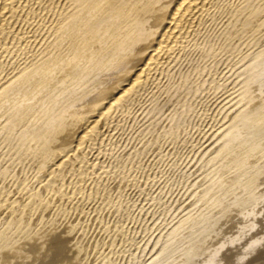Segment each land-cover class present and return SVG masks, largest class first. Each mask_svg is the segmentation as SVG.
Listing matches in <instances>:
<instances>
[{"label": "rangeland", "instance_id": "obj_1", "mask_svg": "<svg viewBox=\"0 0 264 264\" xmlns=\"http://www.w3.org/2000/svg\"><path fill=\"white\" fill-rule=\"evenodd\" d=\"M227 1L231 3L232 7L226 8L224 11H221L222 13H215V17L214 15L211 16L199 26L198 30L200 33L198 32L199 34L197 33L196 37L190 39L188 43L185 44V49H183V51L179 53V55H177L178 58H176L175 60L177 64L173 62L169 67H166L165 69L159 71L156 74L155 79L152 80L153 84H151L150 82L152 86L150 84V86L147 85L149 87L146 86L143 89L144 92L140 91L141 93H143L142 95L140 93L137 96V101L136 99H134L135 101L133 100V103H130L131 107L128 106V109L122 112V115L120 114L122 117L120 115L117 116V119L119 121L116 119V117L112 119L113 121L110 120L109 126L111 127L108 128L106 134L102 138H99V142L98 140L96 141L95 145L97 147L93 145L95 146H91V150L93 152L91 150H89L90 152L88 151L91 156H93V154L101 153L100 158L98 159L99 161H95L96 164H98L99 162L100 165H95L96 168L94 170L92 168H88V171L91 170L93 172L92 174L91 171H89V175L83 174L84 176H86L85 179L87 177L89 179V176L91 174L90 179H92L86 180L87 182L90 181L89 183H86L85 181L84 184H76V186H72L68 189V191H71H69V193L74 194L76 197L74 204L72 206L71 204H66L65 207H62V209H57L54 207V209H50V212L48 213L49 215L47 214L46 218L44 219L51 221H48L49 223L46 221L48 224L52 223L56 225L55 223L57 222L56 226L62 230V226H64L65 230L67 229V226L70 227H68L69 230L67 231L73 234L70 237V239H72L71 244L74 245V242L77 243V245H74V248L77 250V253L79 255L81 254L79 260H82L80 261V264H166L167 261L171 258L172 253L181 243L182 239L191 230L192 226L201 218L205 210L215 201L217 195L226 187V185L230 182V179L238 172L245 161L249 158L248 156H250L256 150L255 145L258 144L257 146H259L260 142L264 139V128H262L263 126L261 127V125H258L257 127L256 124L251 120L250 125H247V123H245L244 121V114L243 116L241 115L243 118L239 117L244 108H248V111L251 109V107L254 108L258 101H260L261 106L262 104L264 105V101H262L261 99L263 98L264 100V26L262 27V24H258L264 22V1ZM240 7L244 8L243 13L242 15H240L241 17L237 18L238 16L236 17L234 15L235 8L237 10V8L239 9ZM251 9H255L253 12L257 13V17L259 19L257 17L255 18L256 20L249 19L250 12H252ZM230 16L231 18H229L228 21V17ZM247 19H249V21ZM261 20L262 22H259ZM229 22L231 23V25ZM257 24L261 26L259 27ZM1 71L2 70H0V73ZM91 78L93 77H90V79ZM99 78L100 80L102 79L101 77H96L91 81H93L94 83V80L96 79L98 81ZM15 84L14 86H12L13 88H11L13 90L16 88L15 90H18L20 93L18 94V92L16 93L15 90L13 91L12 89H10L9 92L14 93L10 94L8 92L9 94H7L5 98L7 100L5 101V99H3V101L1 100L2 102L0 101L1 104L4 105V108L6 107L7 103L10 104L11 101L14 102L15 100L19 103H17V108L19 107V105L20 107L22 106L24 109H26L28 105L32 104V107L34 105L36 106L40 104L39 106H36V109L30 110L34 114L35 112L37 114L40 109L42 111L44 106H47L48 104L47 103L46 105H43L42 103L44 99H39L43 98L41 96L44 95V97L46 98L45 102H50L53 99L57 102L54 104L53 102L55 101H51L54 104L52 105L53 110L57 112L62 108L61 106L64 105V102L60 104L61 100H63V98H68V96L70 95L68 92H66L65 95L61 96L60 90L53 91L54 93L56 92V95L59 92V94L55 96V94H53V92H51L50 90L53 88L52 86H50L53 84V82L52 84L47 83L46 86H44V91H46L47 93L43 91L44 87L41 89L39 94L40 97L37 96V92L34 93V88L32 89L27 87L29 85L27 84V82L26 84H20L19 82H16ZM24 85H27L24 88V90L26 89V96H24L23 94L24 90H21V87L23 88ZM89 85H91V82ZM47 87H49V91L46 90ZM27 90L28 92L26 93ZM30 90L32 91L31 94L33 96L35 95L34 97L32 96L34 99L30 96ZM48 92L50 97L45 95L48 94ZM258 92L262 93V96ZM256 94H258V98ZM15 95L16 97H18L17 99H15ZM52 95L54 97H52ZM252 95L254 96L252 97ZM9 96H12V100L9 98ZM21 96L24 100L27 97V100H32L33 103H30V101H27V103H25L26 100L24 101ZM55 97L57 100L61 99L60 102L59 100L57 101ZM253 98L254 100H257L255 101V103ZM8 99L11 101H9ZM39 100H43L42 103L41 101L40 103H38ZM66 100L68 99H64L63 101ZM3 102H6V104ZM16 102H14L15 105L12 104L13 107L16 106ZM21 102L23 103V105L20 104ZM51 102L49 104H51ZM260 103H257L256 106H260ZM1 104L0 107H3V105ZM12 105L10 106L7 104V108L9 107L11 110V108H13ZM41 105H43L42 108ZM55 106L60 108H55ZM20 107L18 109L14 107L12 109V112L8 110L10 113L7 111V108H0V137H2L0 139V163L5 161V163L3 162L5 165L2 163L3 166H1L2 164H0L1 199H4L3 197L7 195L5 194L6 192L8 193L10 198H15V195H17L16 193H18L19 190L23 189L24 187H27V185V188L29 190H31L33 186L34 189L32 188L31 192H33L34 190H38L40 187L38 186L37 181H35L34 179V176L37 172L35 164L36 162L32 159L27 160L26 155L25 157H22L24 155V151L21 146L24 147V143L27 138L34 134V131L38 130L37 125L39 124V122L47 123L49 117L44 118L45 120L42 119V121L39 120V122L31 124L32 122L30 121H33L32 117L30 116L31 113L29 114L30 117H27L28 114L22 117L21 113H24L25 111L22 107ZM255 108L256 110L259 109L257 107ZM255 108L253 109L254 112H256ZM14 109H17L15 111L19 112H14ZM262 110L264 109L262 108ZM253 111H248L246 114H249L250 117H253L255 115ZM126 112H128V114ZM123 113L126 114L124 115ZM31 115L33 116V114ZM55 116L56 118H51L52 121H55V119L59 121L60 117L56 114ZM21 117L23 118V120L27 118L26 120H28L29 124L27 121V123L23 120L19 121ZM28 118H31V120L29 121ZM39 119H41V116H39ZM8 120H10V122ZM111 121L113 125L111 124ZM13 122L19 124V126L17 125V128H20L21 131L20 129L18 130L23 133L18 132V130L16 129V125ZM22 122H24V126L26 124L29 125V127L27 128L28 130H25L28 125L24 127L22 125ZM55 122L57 123V121ZM6 123H8L9 125L13 124L12 126H10L11 129H13V127L15 128L11 133V135L13 134L11 137L13 138V140H15V142L13 140H8L9 138H11L10 136H7L11 132V129L9 130V125L7 124V126ZM44 123H41L38 126H41V128L45 127L42 125ZM234 126H237V131L232 128ZM259 126L261 127L260 129ZM15 130L17 131L15 132ZM4 131H6V134L8 133V131L9 133L7 135H4ZM26 131L27 133H25ZM170 131L172 133H170ZM13 132H15L16 134ZM17 132L18 134H20L18 135ZM150 133L152 134L149 135ZM14 134L18 136L17 138L21 137L20 135L23 134L22 137L24 136L26 139L23 137L24 139L22 140L21 137V140L18 139L20 140L18 141L16 140L17 138H15L16 136ZM5 138H7L8 142L6 140L4 142ZM247 138H249V141L247 140ZM102 139H105V141H102ZM9 141H13L12 144H9L10 146L8 145ZM16 142L19 144H17ZM13 145H15V147H13ZM124 147L127 149H125ZM10 148L14 149V151ZM15 148L16 150L18 149L17 152ZM135 151H138V154ZM19 152L21 153V155L18 154L20 160H18L19 158L17 159V153ZM248 152H251V154H248ZM11 153H16V157H14L15 154H12L13 156H10ZM8 156H10L11 158ZM3 157L6 158L3 160ZM13 157L21 163L15 162L16 160H14ZM123 157L127 162L123 160ZM8 159L11 160L10 163H15L10 164ZM117 160L118 162H116ZM129 160L131 161L128 162ZM16 163H19V165H16ZM30 163H34L35 165ZM9 164L11 166L16 165L15 168L18 169V172L20 170V172H15L16 169L13 166L12 167L14 169H12ZM101 164L102 167L104 165L105 167H100ZM7 165L10 166V170ZM30 165H34V169H32V166ZM17 166H19V168H17ZM3 168H5L4 170L7 169V176H4L5 178L2 177V173L5 172L2 170ZM28 168L30 169L29 172ZM97 168L101 171H98ZM23 170L26 171L23 172ZM109 171L112 172L109 173ZM30 172L31 174H29ZM94 172L96 174L99 173L97 174L98 176ZM25 174H28L26 175L28 179L26 178ZM19 176L20 178H18ZM104 176L106 177L104 178ZM121 176L123 178L126 176L124 178L126 181L122 179ZM99 177H102V179L99 180ZM11 178H14L15 180L11 181ZM24 178L27 179V182ZM22 179L24 184L21 183ZM29 180L31 181V183H29ZM16 181L18 182L17 185ZM19 181H21V187L19 185ZM97 181H100V184ZM113 181H115V185ZM117 184L120 186L118 187ZM89 185L90 187H88ZM18 186L20 189H18ZM111 186L113 188H110ZM2 187L4 190H2ZM77 187L79 188V190L77 189ZM107 188L110 189L108 190ZM10 190H17V192L14 191L12 192V194ZM2 191L5 193H3ZM104 191L106 193H104ZM95 193L96 195H93ZM103 194L105 195L103 196ZM110 195L113 197H111ZM78 196H81L82 199ZM88 196H91V198H94L96 196L94 198L95 203L92 199L89 200L90 198H88ZM108 199L110 201H105ZM85 200L86 203H88L87 201H90L89 204L91 205L83 202ZM116 201L117 204L115 203ZM99 204H101L102 206H99ZM107 204L108 207L106 206ZM115 205L116 208L114 209ZM112 207L114 210L110 209ZM68 209L72 212L69 213ZM104 209L107 210L104 211ZM5 211L6 210L4 209V211L2 212V210L0 209V221L4 219V222H0V235L1 232L2 234L5 232V229L7 230L10 228L8 231H12L13 229L12 233L15 237L13 236L11 238L12 240H8V243H12L14 239H17L14 233L17 234V232L15 231L17 229L16 227L19 224H17V221L11 218L10 215H8V212ZM53 212H55V214ZM53 214L55 215V217L53 216ZM81 214L84 216H82ZM2 215L6 217H3ZM35 217L36 218L33 219V222L31 220V222L34 223V227L29 221V217H25L26 223L23 221L24 217L22 218L23 224L25 223L24 225L27 226V229L28 227L31 230L32 228L35 229V224L38 223L39 220H42V218H40L41 215ZM79 218L80 220H78ZM52 220L55 223L52 222ZM75 222H77L78 224ZM79 222L81 224H79ZM74 224H77L76 226L78 227H73ZM31 225L32 228L30 227ZM75 232L77 233L75 234ZM90 233L92 234L90 235ZM73 239H76V241L78 239L79 243L74 241ZM78 247H80L79 250L81 251H78ZM90 256L92 259L90 258Z\"/></svg>", "mask_w": 264, "mask_h": 264}, {"label": "bare ground", "instance_id": "obj_2", "mask_svg": "<svg viewBox=\"0 0 264 264\" xmlns=\"http://www.w3.org/2000/svg\"><path fill=\"white\" fill-rule=\"evenodd\" d=\"M243 2H245V1H243ZM232 3H234V2H232ZM228 7L230 8V7H232V5L227 0L226 1L225 0H0V70H2L0 73V101L1 100L3 101V99L6 98L7 94L14 93V92L11 93L9 91H10V89L13 88L12 86H14V84L16 82H19L20 84L21 83L26 84V82H27V84H29V85L28 86L24 85L23 88L21 87V90L22 89L24 90L25 86L32 88V89L34 88L33 89L34 93H36V92L38 93L37 96H39L41 89L44 86H46L47 83L52 84V82H53V84L50 85L53 87L52 89H50L51 92L61 90L60 91L61 96L65 95L66 92H68L70 94L69 96L66 95V96H68V98H63V100L68 99L66 101L58 99L59 102L61 100L60 104L62 102H64V105L62 104L63 105V106H61L62 108L59 109V111H57V112H55L52 108V105H54L57 102L54 99H53L55 101V102H53L54 104L51 102V101H53L51 99H50L51 104H49L50 102H45L46 98L44 97V95L41 96L43 98H39V99H44V101L42 100L43 103L41 100H39L38 103H40V101H41V103L43 105L44 104L46 105L47 103L48 104H47V106H44L42 111L39 107L40 111L39 110L38 111L40 113L37 111L38 113L36 114V112H35V114H34L32 111H30V110L36 109L37 108L36 106H39L40 104L36 105V106L33 104L34 106H32V107H34V108L31 107L32 104L28 105L26 109H24L21 106L25 111L24 113H21L22 117L26 116L27 114H28L27 115V117H28L30 113L33 114V116L30 114L33 121H30L31 118L30 119L28 118L29 121L32 122L31 124H33L35 122H39V120L42 121V119H44L46 117H49L50 119L48 118L49 121L47 120V123L39 122V124L44 123L42 125L45 127L41 128V126H38L39 125L38 124L37 125L38 130L34 131V134H32L30 137L27 138V140L24 143V147L21 146L23 151H24V153H23L24 155L22 157H25V155H26L27 160L32 159V160H35V162H36L35 164H36V171L37 172H36V175L34 176L35 177L34 179H35V181H37L38 186H40L39 189L31 192L33 186H32V188L30 187L31 190H29L27 188L28 187V185H27V187H24L23 189L19 190L18 193H16L17 195H15L16 196L15 198H10V196L8 195L7 192L5 193L2 191L3 193H5L7 195H5L3 197L4 199L0 198L1 199L0 200V209L2 210V212L5 209L8 212V215H10L11 218H13L15 221H17V224H19V225L16 227L17 229L15 231V232H17V234L14 233L16 235L17 239H14V241H12V243H8L9 242L8 240L14 236L12 233L13 229H12V231H8L10 228L7 230L5 229V232L3 234L1 232V235H0V250H1L0 251V264H80V261L82 260V259L79 260L81 254L79 255L77 253V250L74 248L75 247L74 245L75 244L77 245V243L74 242V241H76V239L75 240L73 239L74 245L71 244L72 239H70V237L73 234H71L69 231H67V230H69L68 229L69 226H67L68 222L66 224V226H67L66 230L64 229V226H62L63 230H64L63 231L62 229H60L56 226L57 222L55 223L54 219H53L54 221L52 220V222H54L56 225H54L52 223L48 224L51 221L44 220V219L46 218L47 214L50 212V209H54V207L57 209H62V207H65L66 204H71V206L74 204L76 197L74 194L69 193L70 190L68 191V189L71 188L72 186L73 187L76 186V184L77 185L80 183L84 184V182L88 179V177L85 179L86 176H84L83 174H88L89 171H91V170L88 171V168H92L94 170L96 168L95 165L99 164V162H98V164H96L95 161H97L100 158L101 153L100 154H93V156H91V154H89V152H90L89 150H91V146L95 145L97 140L99 142V138H102L106 134V131L108 130V128L111 127V126H109L110 120L114 119L115 117L117 119L118 115H120V114L122 115V112H124L126 109H128V106H130V103L134 99H136L137 96L141 93L140 91H143V89L147 85H149L150 82H151V84H153L152 80L155 79L156 74L159 71L165 69L166 67H169L170 65H172L173 62H175L176 58H178L177 55H179V53H181L183 51V49H185L184 48L185 44L188 43V41L190 39H192L193 37H196L197 33L199 32V30H198L199 26L203 22H205V20H207L208 18L213 16L215 13L217 14L218 12L224 11ZM243 9H244L243 7L242 8L240 7L239 9L237 8V10L235 8V12L233 11L234 15L236 17L238 16L237 18L241 17L240 15H242ZM248 10H250V9H248ZM254 10H252V12H250L249 19L256 20L255 18L257 17V13H254L253 12ZM245 11H246V8H245ZM234 15H232V16H234ZM244 15H246V14H244ZM214 17H215V15H214ZM229 18H231V16L228 17V21H229ZM249 19H247V20L249 21ZM259 22H262V20ZM263 23H258V24H262V27H263L264 26ZM230 25H231V23H230ZM192 44H194V43H192ZM175 64H177V63L175 62ZM90 77H93V78L90 79ZM96 77L97 78L101 77L102 79L100 80V78H99L98 81L95 79L96 82L94 80V83H93V81H91V80L96 78ZM90 82H91V85H89ZM149 86H147V87H149ZM15 87H16V84H15ZM44 89H45V87L43 88V91H44ZM48 89H49V87L46 88L47 91H49ZM25 90L23 92L24 96H26ZM28 90L26 91V93L28 92ZM15 91H16V93L18 92V94L20 93L18 90H15ZM44 92H46V91H44ZM31 93H32V91L30 92V94ZM142 93H141V95H142ZM258 93L260 95L262 94L260 92H258ZM18 94H17V96H18ZM53 94H55V96H57L59 94V92L57 95H56V92L55 93L53 92ZM144 94H146V93H144ZM45 95L50 97L49 92H48V94H45ZM256 95L258 98L259 97L258 94H256ZM30 96L32 97L33 95L31 94ZM30 96H29V98H30ZM253 96L254 95H252V97ZM15 97H16V95H15ZM52 97H54V96L52 95ZM9 98L12 100V96H9ZM17 98L18 97H16L15 99H17ZM21 98H22V96H21ZM55 99H56V97H55ZM261 99H262V101H264L263 98H261ZM6 100L7 99H5V101ZM11 100H9V101H11ZM25 100H26L25 103H27V101H30V100H27V97ZM253 100H254V98H253ZM253 100H251V101H253ZM20 101H22V100H20ZM136 101H137V99H136ZM255 101H257V100H254V103H255ZM1 102H0V104H1ZM11 102H10V104L9 103H7V104L11 106L12 104H14V102H16V100L12 103ZM31 102H32V100L30 101V103ZM35 102H37V101H35ZM3 103L6 104V102H3ZM17 103L18 102H16V106H14L16 108H17V105L19 104V103L18 104ZM257 103H260V101H258ZM257 103H256V105H257ZM7 104H6L5 108H7ZM20 104L23 105L22 102ZM60 104H59V106H60ZM1 105H3V104H1ZM43 105H41V108ZM256 105L255 106L253 105L254 108L255 107L259 108L261 106V103H260V106L259 105L256 106ZM57 106H55V108ZM262 106L258 110H256V108H255L256 112L253 111V109H254L253 107H251V109L248 110L249 112L253 111L255 113L254 116L252 115L253 117H250L249 114L248 115L246 114L248 112L247 111L248 108H246V109L244 108L242 110L241 114L239 115V117H242L244 114V117H245L244 121H245V123H247V125H250V120H251L253 123L256 124L257 127H258V125H261V127L263 126L262 128H264V110H262V108L264 109V105L262 104ZM12 107H13V105H12ZM19 107H20V105H19ZM30 107H31V109H30ZM130 107H129V109H130ZM0 108L3 109L4 105H3V107H0ZM13 108H11V110H10V108L8 107L7 111L10 110L12 112ZM57 108H60V107H57ZM17 109H14L13 111L18 113L19 111H15ZM0 111H1V109H0ZM54 113L60 117L59 121L55 119V121H57V123L55 121H52V119H51V118H56ZM126 113L128 114V112H126ZM11 116H13V115H11ZM39 116H41V119H39ZM8 118H6V119H8ZM14 118H16V117H14ZM242 118H240V119H242ZM20 119H19V121L23 120V118L21 120ZM26 119L23 121L28 122V120H26ZM8 121L10 122V120H8ZM8 121H6V122H8ZM112 121H111V124H112ZM244 121H242V122H244ZM53 122H55V123H53ZM248 122H249V124H248ZM13 123H15V122H13ZM23 123L24 122H22V125L24 126ZM7 124L8 123H6V125ZM28 124H29V122H28ZM28 124H26L25 126H27ZM36 124H35V126H36ZM116 124H117V122H116ZM12 125L13 124L9 125V127H8L9 130L11 129L10 126H12ZM15 125H16L17 130L20 129V128H17L19 126V124L15 123ZM4 126H2V127H4ZM20 126H21V124H20ZM28 127H29V125L26 127L25 130H28L27 129ZM234 127H232V128L234 130H236L237 126L235 128ZM261 127L259 126V129ZM33 128H36V127H33ZM33 128H32V130H33ZM13 129H15V128L13 127ZM13 129H11L10 133L8 131V133H9V134L7 133L8 135L6 134V131H4L5 132L4 135L11 137L13 135V134L11 135L12 131H14ZM17 130H15V132ZM20 131H21V129H20ZM20 131L18 130V132H20ZM22 131H23V129H22ZM15 132H13V133H15ZM18 132H17V134H18ZM115 132H117V131H115ZM20 133H23V132H20ZM25 133H27V131ZM170 133H172V132L170 131ZM151 134L152 133H150L149 135H151ZM22 135H20V136L22 137ZM17 137L18 136H16L15 138H17ZM21 137L17 138L16 140L20 139ZM23 137L21 138L22 140L25 138V137L24 138ZM1 138L2 137H0V139ZM11 138H9L8 140H13V138L12 139ZM105 139H102V141L103 140L105 141ZM248 139L249 138H247V140ZM5 140L8 142L7 138L4 139V142H5ZM20 140H18V141H20ZM13 141L15 142V140H13ZM13 141H9L8 145L10 143L12 144ZM259 142H260V140H259ZM17 144H19V143H17ZM257 145H255V148L258 147ZM95 146H93V147H95ZM13 147H15V145H13ZM10 149H12V148H10ZM18 149L16 150V148H15L16 152L18 151ZM125 149H127V148H125ZM12 150L14 151V149H12ZM117 150H118V148H117ZM117 150H116V152H117ZM120 152H122V151H120ZM7 153H8V151H7ZM106 153H107V151H106ZM134 153H132V154H134ZM12 154H15L14 157H16V153H11L10 156H13ZM18 154L21 155L20 152L17 153V155ZM248 154H251V152L250 153L248 152ZM10 156H8V157H10ZM115 156H117V155H115ZM129 157H130V155H129ZM129 157H127V158H129ZM5 158L3 157V160ZM18 158H19V155H18L17 159ZM14 160H16V159L14 158ZM18 160H20V158ZM123 160H125L124 157H123ZM130 161L131 160H129L128 162H130ZM3 162L5 163V161H3ZM10 162H11V160H9V163ZM15 162H19V161L16 160ZM32 162H34V161H32ZM101 162H103V161H101ZM116 162H118V160ZM2 163H0V164H2ZM12 163H10V164H12ZM19 163H21V162H19ZM19 163H16V165L17 164L19 165ZM28 163H29V161H28ZM3 164L1 166H3ZM30 164H34V163H30ZM102 164L100 167H102ZM119 164H117V165H119ZM9 165H7V166L9 167V170H10L11 165L10 166ZM21 165H24V164H21ZM132 165H133V163H132ZM12 166H11V168L14 169L15 166H13L14 168ZM30 166H32V165H30ZM30 166H29V168H30ZM33 166L31 167L32 169H34ZM23 167H25V166H23ZM103 167H105V165ZM5 168L2 169L3 171H5L2 173V177L7 176V173H6L7 169L4 170ZM17 168H19V166H17ZM134 169H131V170H134ZM17 170L18 169H16L15 172ZM97 170H98V168H97ZM24 171H26V170H23V172ZM29 171H30V169L28 170V172ZM98 171H101V170H98ZM19 172H20V170H19ZM110 172H112V171H109V173ZM117 172H118V170H117ZM92 173L93 172L91 171V174ZM29 174H31V172ZM91 174H90V176H91ZM97 174H99V173H97ZM26 175H28V174H25V176ZM0 176H1V174H0ZM20 176L18 178H20ZM25 176H23V177H25ZM90 176H89V179H90ZM12 177H14V176H12ZM94 177H95V175H94ZM105 177L106 176H104V178ZM116 177H119V176H116ZM26 178L28 179L27 176H26ZM26 178H24V179L27 182ZM124 178L122 177V179H124ZM15 179H16V177H15ZM15 179L11 178V181L15 180ZM101 179H102V177L99 180H101ZM3 181H4V179H3ZM21 181H19V185L21 183H23V179ZM125 181H124V183H125ZM1 182H2V180H1ZM89 182L90 181H88V182L86 181V183H89ZM94 182H95V180H94ZM113 182L115 185V181H113ZM29 183H31V181ZM35 183H34V185H35ZM17 184H18V182L16 183V185ZM4 185H5V183H4ZM21 185H20V187H21ZM117 186L119 187L120 185L117 184ZM117 186H115V187H117ZM126 186H128V185H126ZM8 187H10V186H8ZM88 187H90V185ZM110 188H113V187L111 186ZM18 189H20L19 186H18ZM77 189L79 190L78 187H77ZM122 189H124V188H122ZM2 190H4L3 187H2ZM85 190H86V188H85ZM101 190H103V189H101ZM14 191L17 192V190H14ZM14 191H11V193ZM104 193H106V192L104 191ZM113 193H114V191H113ZM93 195H96V193ZM104 195L105 194H103V196ZM111 197H113V196H111ZM79 198H81V196ZM88 198H90L89 200L92 199L94 202V198H91V196H88ZM105 199H107V198H105ZM86 200L83 202L86 203ZM105 201H110V200L108 199ZM79 202H80V200H79ZM87 202L88 203H86V204L90 203V201H87ZM98 203H100V202H98ZM101 203H103V202H101ZM115 203L117 204V201ZM89 205H91V204H89ZM113 205H114V202H113ZM121 205H119V206H121ZM99 206H102V205L99 204ZM106 206L108 207V204ZM119 206H118V209H119ZM94 207H96V206H94ZM115 208H116V205H115L114 209ZM72 209H74V208H72ZM110 209H113V207ZM77 210H76V213H77ZM105 210H107V209H104V211ZM68 212L70 213L72 211H69V209H68ZM53 213L55 214V212H53ZM64 213H66V212H64ZM0 214H1V212H0ZM54 214H53V216L55 217ZM103 214H104V212H103ZM38 215L39 216L41 215L40 218H42V220H39L40 223L39 222L36 223V221H35V223H36L35 229H33L32 228V225L34 224V223H32L33 219L36 218L35 216H38ZM51 215H50V217H51ZM77 215H75V216H77ZM6 216H3V217H6ZM26 216L29 217L30 222L32 220V222H31L32 225L30 226L32 228V230L29 227L27 229V226L24 225L26 223L25 222ZM71 216H72V214H71ZM82 216H84V215H82ZM23 217H24V220L22 219ZM61 217H62V215H61ZM97 217H99V216H97ZM82 218H84V217H82ZM26 219H28V218H26ZM48 219H49V217H48ZM3 220H1V221L4 222ZM22 220L25 222L24 224H23ZM50 220H51V218H50ZM78 220H80V218ZM46 221L47 222L49 221V222L47 223ZM71 221H73V220H71ZM10 222H11V219H10ZM77 222H75V223H77ZM77 224H74L73 227H78V226H76ZM79 224H81V223L79 222ZM9 227H11V226H9ZM33 227H34V225H33ZM76 229H78V228H76ZM33 230H35V231H33ZM116 232H118V231H116ZM76 233L77 232H75V234ZM91 234L92 233H90V235ZM79 238H80V236H79ZM95 239H96V237H95ZM76 242L79 243L78 239ZM80 247H78V251H81V250H79ZM83 247H85V246H83ZM82 255H83V253H82ZM87 256H88V252H87ZM90 258H91V256H90Z\"/></svg>", "mask_w": 264, "mask_h": 264}, {"label": "water", "instance_id": "obj_3", "mask_svg": "<svg viewBox=\"0 0 264 264\" xmlns=\"http://www.w3.org/2000/svg\"><path fill=\"white\" fill-rule=\"evenodd\" d=\"M166 264H264V139Z\"/></svg>", "mask_w": 264, "mask_h": 264}]
</instances>
